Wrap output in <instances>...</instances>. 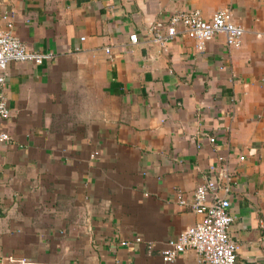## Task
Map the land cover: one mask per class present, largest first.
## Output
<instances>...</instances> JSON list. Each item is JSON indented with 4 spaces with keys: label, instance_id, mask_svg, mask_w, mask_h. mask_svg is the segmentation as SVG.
Segmentation results:
<instances>
[{
    "label": "crops",
    "instance_id": "1",
    "mask_svg": "<svg viewBox=\"0 0 264 264\" xmlns=\"http://www.w3.org/2000/svg\"><path fill=\"white\" fill-rule=\"evenodd\" d=\"M192 9L230 11L241 46L150 41ZM5 19L53 58L7 65L0 264H198L161 251L223 169L235 264H264V0H0Z\"/></svg>",
    "mask_w": 264,
    "mask_h": 264
},
{
    "label": "built area",
    "instance_id": "2",
    "mask_svg": "<svg viewBox=\"0 0 264 264\" xmlns=\"http://www.w3.org/2000/svg\"><path fill=\"white\" fill-rule=\"evenodd\" d=\"M5 21L4 28L0 30V122L7 120L10 115L5 92L8 63L31 62L38 65L53 58L51 53L29 50L14 32L13 22L7 19ZM179 33L194 41L195 49L201 52L206 43L217 34L224 36L227 46L240 47L244 29L233 21L228 10L218 11L210 19H205L198 9L176 13L170 17L167 24L157 22L148 29L150 41L159 45H165ZM129 42L136 45L137 34L130 35ZM105 52L109 54V48H106ZM9 139L6 132L0 131V144L7 143ZM209 141L215 142L212 138ZM214 170L215 168L211 167V171ZM231 180V174L223 169L219 179H210L197 186L188 205L199 219L194 226L167 242L161 251L164 262L174 263L180 254L193 251L198 264H235L238 246L229 232L233 221L229 213ZM179 205L185 206L187 202L181 199Z\"/></svg>",
    "mask_w": 264,
    "mask_h": 264
}]
</instances>
